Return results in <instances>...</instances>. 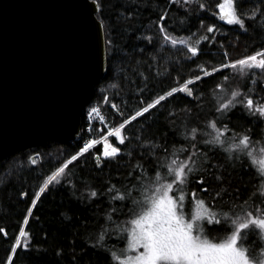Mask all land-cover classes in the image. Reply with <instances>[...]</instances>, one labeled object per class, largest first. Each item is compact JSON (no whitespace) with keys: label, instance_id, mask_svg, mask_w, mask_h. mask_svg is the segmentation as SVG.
<instances>
[{"label":"trees","instance_id":"obj_1","mask_svg":"<svg viewBox=\"0 0 264 264\" xmlns=\"http://www.w3.org/2000/svg\"><path fill=\"white\" fill-rule=\"evenodd\" d=\"M99 2L102 6L99 17L104 19L106 38L113 40L112 48L116 54L112 55L111 50H107V73L94 83L87 106L100 105L111 128L117 127L128 115L143 106L140 99L142 93L147 101L172 87L179 88L185 79L224 62V49H227L228 59H238L264 46V33L258 28L254 30L250 26L245 32L215 15L218 11L215 4L219 0H192L191 35L188 32L174 34V38H186L193 46L200 41L201 53L188 60L185 57V46L164 43L163 35L156 25V0ZM200 2L207 5L205 10L198 9ZM167 6V3L160 5L161 8ZM171 7L173 17L177 16L178 11L183 14L181 5L172 4ZM241 7L245 13L255 12L257 8L264 9L258 0H242ZM128 11L134 13L133 17L127 16ZM261 17L264 18V11ZM201 20L204 21L203 25L200 24ZM252 23L259 25L260 21ZM211 24H215L216 29L208 33L207 26ZM205 35L209 38L215 35L216 39L209 43L203 39ZM252 71L255 78H250L248 82L234 69L221 70L195 82L199 94L204 95L206 102L198 118L192 97L181 91L167 97L149 114L125 126L122 131L126 144L122 154L111 159L100 155L99 160L103 162L99 167L97 153L103 151L101 143L83 153L76 161H70L64 171L48 183L56 169L80 149L83 140L92 138L89 133L83 135L81 140H50L41 145L19 149L1 159L0 228L6 230L7 236L0 233V264H6L11 254L10 245L20 227L30 233V248L18 249L12 264H107L105 253L91 243L103 223L100 218L112 207L117 209V216L123 221L128 211L125 207L124 214L120 213L122 202H112L108 194L109 185L115 184L117 188H122L129 183L132 170L137 165L144 164L146 169L150 168L158 146L166 147L169 153L181 147L180 139L170 127L174 123L183 126L189 122L200 127L206 118L210 119L207 102L224 95L215 88L216 83L225 84L227 88L232 86L233 90L244 88V95L252 94L254 101L260 98L264 102V71ZM224 75H229L230 79L224 81ZM188 108L192 109L191 114ZM231 121L230 127H234L238 133L251 127L256 137L264 136V120L254 118L246 109L237 107L233 110ZM112 138L116 146H121L114 136ZM256 146H262L259 140ZM157 154L163 155L162 152ZM219 159L222 162V158ZM259 169L260 165L255 160L253 168H238L231 178L229 199L231 192L236 189L244 197L264 188V181L259 179ZM206 182L209 189L205 192L200 191L203 185H192L197 188V195L205 198L206 202L214 194L213 190L224 192V187L212 178H206ZM46 183V193L37 200L28 224H24L23 216L35 192ZM93 187L101 194L98 198L91 197L90 189ZM188 195L191 198L190 192ZM195 209L196 201L192 200L191 210L194 212ZM222 233L220 227L212 231L214 236ZM108 244L124 246V242L115 237L109 239Z\"/></svg>","mask_w":264,"mask_h":264},{"label":"snow or ice","instance_id":"obj_2","mask_svg":"<svg viewBox=\"0 0 264 264\" xmlns=\"http://www.w3.org/2000/svg\"><path fill=\"white\" fill-rule=\"evenodd\" d=\"M191 2L192 0H156V25L163 35L164 43L185 46V57L188 60L201 53L200 41L193 46L185 40L175 39L174 34L188 32L191 35ZM161 3H167L168 6L161 8ZM241 3L242 0H219L215 4L218 9L215 15L242 31L247 32L251 26L264 33V18L261 17L264 9L257 8L255 12L245 13ZM258 3L264 5V0H258ZM93 4L94 10L102 7L99 0H93ZM172 4L181 5L183 14L178 11L177 16L173 17ZM206 8L207 5L203 2L198 3V9ZM133 15L132 11L127 12L128 17ZM253 21L260 23L255 25ZM97 24L103 29L104 19L98 18ZM200 24L203 25L204 21L201 20ZM214 29L215 24L207 26L208 33H212ZM203 39L211 43L216 36L209 38L205 35ZM112 46L113 40L105 38V49L111 50L112 55H115ZM223 56L224 62L207 67L199 75L185 79L179 88L172 87L147 101L142 93L140 99L143 106L128 115L116 128L110 129L121 146H115L104 139L105 148L102 153H97V167L103 162L99 160L100 155L111 159L122 154V148L126 144L122 131L125 126L138 117L143 118L145 114H149L150 110H154L167 97L178 91L192 97L198 118L206 103L195 83L202 77L221 70L237 69L238 75L248 82L250 78H255L252 70L264 71V46L238 59H228L227 49H224ZM222 79L228 81L230 76L224 75ZM215 88L224 95L207 102L210 119L206 118L200 127L190 122L183 126L174 123L170 127L180 139L181 147L169 153L166 147L158 146L157 153L162 152L163 155L154 153L150 168L146 169L144 164L137 165L126 186L117 188L115 184L109 185L108 194L112 202H122L120 213L124 214L125 207L128 211L123 221L117 216V209L112 207L100 218L103 223L91 243L105 253L107 264H264V188L244 197L236 189L231 192L229 199L231 178L238 168H253L255 160L260 165L259 179L264 181V146H256L258 140L264 145V136L256 137L251 127L243 132H236L234 127H230L231 113L240 107L254 118L264 120V102L260 98L254 101L252 94L244 95V88L233 90L221 83H216ZM95 111L96 108H93L92 112ZM187 111L192 113L191 108ZM95 143L92 139L84 143L69 160L56 169L48 183L54 181L56 173L63 172L70 161H76ZM219 158H222V162ZM208 177L223 186L224 192L213 190L214 194L206 202L205 198L197 195V188L192 185H203L200 191L205 192L209 189L206 182ZM48 183L35 192L31 205L23 216L24 224H28L33 207L42 194L46 193ZM90 193L92 198L101 195L94 187L90 189ZM192 200L196 201L194 212L191 210ZM217 227L222 228L223 233L214 236L212 231ZM0 233L7 236L4 228H0ZM112 237L123 241L124 246L109 245L108 240ZM28 248L30 233L20 227L10 245L11 254L7 257L6 264H12L18 249Z\"/></svg>","mask_w":264,"mask_h":264},{"label":"water","instance_id":"obj_3","mask_svg":"<svg viewBox=\"0 0 264 264\" xmlns=\"http://www.w3.org/2000/svg\"><path fill=\"white\" fill-rule=\"evenodd\" d=\"M100 10L93 0H0V160L77 138L108 70Z\"/></svg>","mask_w":264,"mask_h":264},{"label":"rangeland","instance_id":"obj_4","mask_svg":"<svg viewBox=\"0 0 264 264\" xmlns=\"http://www.w3.org/2000/svg\"><path fill=\"white\" fill-rule=\"evenodd\" d=\"M177 40H185L186 42H189L188 39L184 38H175ZM234 71H237V69H234ZM232 87V86H231ZM231 87H228L231 89ZM96 108L95 112H92V109ZM86 119L87 122H91V127H89V130H86V127H84V133H88L93 136L94 140L96 141V144L101 143L103 146V150L105 148V144H104V139H107L109 141V143L113 144L116 146L115 142H113V136L114 134L112 132H110V129H114L109 127V124L107 122V117L102 109V107L98 104H93L92 107H89V110L86 114ZM116 128V127H115ZM115 138V136H114ZM116 140H118L117 138H115ZM119 142V141H118ZM264 146V145H262ZM260 147V146H257ZM92 148V147H91ZM110 150V149H109ZM35 159V155L33 156ZM59 173H56V176ZM196 210V209H195Z\"/></svg>","mask_w":264,"mask_h":264},{"label":"built area","instance_id":"obj_5","mask_svg":"<svg viewBox=\"0 0 264 264\" xmlns=\"http://www.w3.org/2000/svg\"><path fill=\"white\" fill-rule=\"evenodd\" d=\"M88 112V111H87ZM87 112H86V114H87ZM88 119H86V121H87ZM109 124V123H108ZM89 127H91V122H87V125H86V130H89ZM89 133V132H88ZM83 135H85V133H84V130L82 131V133L80 134V136H79V140H81L82 138H83ZM92 138H90V139H92V140H94V138H93V136H91ZM89 139H85V140H83V142H82V146H83V144L84 143H86L87 141H88ZM81 146V147H82Z\"/></svg>","mask_w":264,"mask_h":264}]
</instances>
